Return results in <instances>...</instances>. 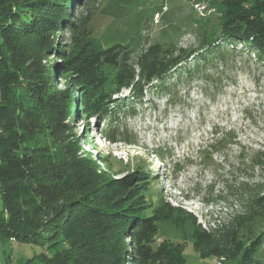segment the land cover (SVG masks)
Wrapping results in <instances>:
<instances>
[{"label": "trees", "instance_id": "16d2710c", "mask_svg": "<svg viewBox=\"0 0 264 264\" xmlns=\"http://www.w3.org/2000/svg\"><path fill=\"white\" fill-rule=\"evenodd\" d=\"M78 2L0 0V237L60 247L39 255L42 264H185L182 244H155V236L159 222L188 223L201 259L251 264L263 235V183L244 192L241 213L204 231L166 202L147 167L114 178L108 155L96 161L81 149L72 120H95L108 142L134 145L124 126L105 122L134 117L188 62L198 71L220 46L237 42L264 62V0H221L214 32L199 29L195 48L152 43L140 53L124 45L94 49L91 12L71 14ZM212 141L199 152L210 162L236 142L232 131ZM153 152L162 162L161 150ZM249 164L264 175V152ZM179 170L174 164L173 173Z\"/></svg>", "mask_w": 264, "mask_h": 264}, {"label": "rangeland", "instance_id": "374dc122", "mask_svg": "<svg viewBox=\"0 0 264 264\" xmlns=\"http://www.w3.org/2000/svg\"><path fill=\"white\" fill-rule=\"evenodd\" d=\"M220 2L79 0V6H73L71 14L91 12L89 39L94 49L124 45L140 53L152 43L181 46L185 33L195 37V42L189 45L195 48L199 29H205L208 35L214 32L215 18L222 11ZM196 3H205L217 12L201 17L193 9ZM63 41L69 44L66 32ZM234 47L220 46L198 71H194V62L190 61L183 66L187 69L185 74L180 70L171 73L158 93L136 107L134 117L121 114L116 122L103 123L105 127L124 126L126 132L134 136V145L126 147L123 142H109L108 146L99 147L92 136L103 137L102 125L92 119L85 121L83 116L72 120L81 149L88 154L94 145V152L89 154L96 161L98 155H108L114 178L133 173L139 166L147 167L151 176L157 177L158 189L166 202L182 207L203 230L227 224L232 215L244 209L248 195L244 192L256 183L264 184V175L260 170L252 171L249 164L255 152H264V62L248 53L243 44L237 43ZM71 49L68 45L67 51ZM62 87L63 81L59 80L57 88ZM214 131L218 134L213 135ZM228 131L233 132L235 143L212 153V162L205 154L199 155L212 140L220 139ZM155 150H161L162 162L153 152ZM174 164L180 168L176 173L172 171ZM261 231V243L251 257V264H264V226ZM191 233L192 226L188 223L180 229L171 223L159 222L155 244L161 241L182 244L185 264L224 263L201 259L192 247ZM58 249V246L47 249L16 241L12 246L8 239L0 237V262L42 264L39 255L50 256Z\"/></svg>", "mask_w": 264, "mask_h": 264}, {"label": "built area", "instance_id": "2783aa9c", "mask_svg": "<svg viewBox=\"0 0 264 264\" xmlns=\"http://www.w3.org/2000/svg\"><path fill=\"white\" fill-rule=\"evenodd\" d=\"M193 9L201 17H204L206 15L208 17L209 15H212V14L216 13L215 11H212L211 7H208V5L205 4V3L193 4ZM180 42H181L180 43L181 47L184 48V47H187V46L191 45L192 43H194L195 42V38L191 34H184V36L181 38ZM9 241H10V243H12V246H13V243L15 242V240L14 239H10ZM0 264H2V263L0 262Z\"/></svg>", "mask_w": 264, "mask_h": 264}, {"label": "bare ground", "instance_id": "6f19581e", "mask_svg": "<svg viewBox=\"0 0 264 264\" xmlns=\"http://www.w3.org/2000/svg\"><path fill=\"white\" fill-rule=\"evenodd\" d=\"M206 228H207V227H206ZM207 229H209V228H207ZM210 229H211V228H210ZM205 230H206V229H205ZM205 230H204V231H205ZM210 231H211V230H210ZM218 261H219V260H217V262H218ZM220 262H221V261H220Z\"/></svg>", "mask_w": 264, "mask_h": 264}]
</instances>
